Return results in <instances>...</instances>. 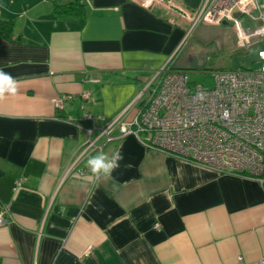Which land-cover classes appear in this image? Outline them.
<instances>
[{"label":"crops","instance_id":"0c3cea01","mask_svg":"<svg viewBox=\"0 0 264 264\" xmlns=\"http://www.w3.org/2000/svg\"><path fill=\"white\" fill-rule=\"evenodd\" d=\"M68 1L0 0V19L13 21L11 36H0V69L19 82L0 101V264H259L264 183L218 174L132 134L98 139L101 148L81 156L92 126L85 113L116 116L165 64L188 72L174 60L188 23L132 0H82L84 16L54 13L55 2ZM173 1L196 10L205 0ZM227 25L239 49L228 23L192 31L205 39V30ZM63 96L71 99L58 109ZM116 151L123 160L111 179H87L89 155Z\"/></svg>","mask_w":264,"mask_h":264},{"label":"built area","instance_id":"2783aa9c","mask_svg":"<svg viewBox=\"0 0 264 264\" xmlns=\"http://www.w3.org/2000/svg\"><path fill=\"white\" fill-rule=\"evenodd\" d=\"M132 1L144 8L155 3L165 6L188 23L189 32L199 24L226 22L234 28L235 44L241 49L264 41V5L257 0H205L196 10L183 8L173 0ZM240 17H246L251 25L242 26ZM252 60V67L213 70L212 87L190 80L184 69L165 64L116 116L107 119L84 114L92 126L87 129L89 136L81 156L100 149L98 139L107 143L132 134L148 148L218 174L264 183V47L256 50ZM89 97L90 92H82L81 98ZM70 99L63 96L54 105L63 108ZM134 105L136 114L127 119L125 115ZM94 130L97 134L91 137ZM4 213L0 212V223L4 222Z\"/></svg>","mask_w":264,"mask_h":264},{"label":"rangeland","instance_id":"374dc122","mask_svg":"<svg viewBox=\"0 0 264 264\" xmlns=\"http://www.w3.org/2000/svg\"><path fill=\"white\" fill-rule=\"evenodd\" d=\"M221 28L216 33H211L212 35H204L209 31L205 30L202 35L207 37L205 39L198 35L199 29H194L191 33L187 32L174 54L175 61H183L187 67H190L188 70L190 80L200 82L207 87H212L214 84L213 70L248 68L253 64L254 50L249 51L244 47L232 48L229 42L230 26H221Z\"/></svg>","mask_w":264,"mask_h":264},{"label":"clouds","instance_id":"9594fccd","mask_svg":"<svg viewBox=\"0 0 264 264\" xmlns=\"http://www.w3.org/2000/svg\"><path fill=\"white\" fill-rule=\"evenodd\" d=\"M18 87L17 79L10 72L0 69V101L6 99L8 95L17 94ZM122 160L123 155L119 151L113 152L111 155L105 152L89 155L86 160V167L90 175L87 179L97 182L111 179L112 173L120 167Z\"/></svg>","mask_w":264,"mask_h":264},{"label":"trees","instance_id":"16d2710c","mask_svg":"<svg viewBox=\"0 0 264 264\" xmlns=\"http://www.w3.org/2000/svg\"><path fill=\"white\" fill-rule=\"evenodd\" d=\"M52 10L57 15L65 16H84L86 13L85 2L82 0L55 2L54 5H52ZM12 26V20L0 19V36L9 38L11 36Z\"/></svg>","mask_w":264,"mask_h":264},{"label":"water","instance_id":"95a60500","mask_svg":"<svg viewBox=\"0 0 264 264\" xmlns=\"http://www.w3.org/2000/svg\"><path fill=\"white\" fill-rule=\"evenodd\" d=\"M224 24H226V22H224Z\"/></svg>","mask_w":264,"mask_h":264}]
</instances>
